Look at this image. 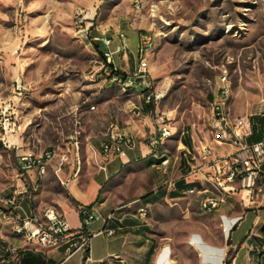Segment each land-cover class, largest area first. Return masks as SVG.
Here are the masks:
<instances>
[{
    "label": "rangeland",
    "instance_id": "1",
    "mask_svg": "<svg viewBox=\"0 0 264 264\" xmlns=\"http://www.w3.org/2000/svg\"><path fill=\"white\" fill-rule=\"evenodd\" d=\"M141 3L135 10L132 0H0V205L27 186L18 174L13 137L26 141L19 147H51L101 114L114 119L121 107L137 99L134 89L124 91L98 74L90 76L101 55L77 38V16H86L83 26L93 18L103 29L131 27L154 35L147 58L164 92L158 109L167 113L171 125H188L195 139L209 134L224 72L230 112L255 120L264 113V0ZM136 174L148 184L147 165L141 163ZM149 193L147 185L143 194ZM249 206L242 200L234 205L243 214L252 212L249 221L259 216L238 235L239 230L223 232L219 211L204 212L193 196L149 203L148 232L153 254L159 252L157 264L164 259L166 264H214L220 254L225 258L239 249L248 251L250 264L264 262V202ZM195 234L197 241L189 238Z\"/></svg>",
    "mask_w": 264,
    "mask_h": 264
},
{
    "label": "crops",
    "instance_id": "2",
    "mask_svg": "<svg viewBox=\"0 0 264 264\" xmlns=\"http://www.w3.org/2000/svg\"><path fill=\"white\" fill-rule=\"evenodd\" d=\"M104 29L106 33L113 35L112 45L117 42V31L121 30L126 34L128 50L115 54V60L121 68L130 71L136 61L131 51L137 46L139 32L144 30L135 32L131 27ZM90 33L92 35L96 32ZM80 40L93 53L100 54V50L104 49L101 41L91 43L86 39ZM100 59H97L99 64L94 70L99 68ZM97 74L103 77L101 81H108L103 74ZM140 90L134 89L137 99L121 107L114 114V119L111 120L109 115L104 117L101 114L99 120L76 128L68 135L66 141L57 139L54 146L19 147L20 144H26V141L13 137L12 140L18 145L15 151L32 149L40 153L46 148H51L54 152L43 175L38 176L36 169H32L29 172V178H25L27 186L30 181L37 182L35 200L39 209L54 206L65 216L73 229L81 226L80 206L87 207L89 211L95 209L103 213L113 211L114 217L106 223L102 220H92L86 224V229L93 233L89 245L83 250L68 254L65 245L60 247L21 245V238L12 233L8 222L0 216V264H157L159 252L153 254L152 234L148 232L147 205L161 197H189L179 192L180 189L191 185L189 180L182 178V175L188 172L183 151L184 148H194L196 143L192 138V129L188 125L182 124L178 127L172 125L173 134L166 138L162 145V150L170 159V165L166 172L158 169L159 161L149 155L150 149L147 144V137L154 131L150 117L151 105L144 101ZM103 93L108 94V91ZM111 124L119 129L133 132L136 136L134 146L125 145L117 154H104L102 142L108 138ZM61 153H66L68 159L62 164L60 170H56ZM141 163L147 165L148 184L143 183L140 175L136 174L137 167ZM172 179H176L174 186L167 184V181ZM53 182L58 185L57 189L52 187ZM147 185L150 187V193L143 194ZM45 190L48 191L46 195ZM44 197L47 199L45 200ZM20 198L21 203L27 207L24 194ZM143 200L146 203H143ZM238 200H241L240 192L231 193L227 196L226 203L216 211H219V215L225 214L229 217L241 215V219L231 231L235 234L239 230L238 235H240L251 229V224L259 216L249 221L251 211L243 214L242 209L239 211L234 209ZM263 202L264 198L252 206L258 208ZM141 205L146 206V213L139 211ZM248 208L251 209L250 206ZM103 227H112L115 231L110 235L96 233ZM189 238L196 240L199 237L195 234L190 235ZM6 241L21 245L17 254H11L5 249ZM192 250L200 259L198 248L193 245ZM209 250L221 252L218 247H210ZM245 253L248 251L240 252L239 249L230 264H250L245 259ZM223 259L220 254L213 263L222 264Z\"/></svg>",
    "mask_w": 264,
    "mask_h": 264
},
{
    "label": "built area",
    "instance_id": "3",
    "mask_svg": "<svg viewBox=\"0 0 264 264\" xmlns=\"http://www.w3.org/2000/svg\"><path fill=\"white\" fill-rule=\"evenodd\" d=\"M135 10H140L141 0H132ZM85 15L76 17V36L86 39L88 42L101 41L104 49L100 50V65L91 73L94 77L97 73L103 74L108 80L121 79L125 82L139 84L140 92L146 103L151 105V122L154 131L147 137L149 153H158V146H162L164 140L173 134L172 125L166 112L158 109V103L164 96L162 87L158 88L151 74L146 53V44L151 43L154 35L148 31H140L138 43L132 54L135 63L130 71L120 67L115 60V54L128 50L127 36L124 31H117V42L113 43V35L106 33L93 18L82 25ZM85 23V22H84ZM91 31L96 32L91 35ZM227 74L220 76L219 95L213 102L212 115L209 125V134L206 137H198L195 143L198 153H190L187 148L188 172L182 178L189 180L188 185L179 190L181 194L193 193L195 196H203L206 202L207 213L218 209L226 203L227 196L240 192L242 202L256 204L264 198V124L253 119L249 114H232L227 106V100L231 89L227 87ZM261 115H264L262 113ZM255 134H260L258 139H252ZM136 136L133 132L110 125L108 138L102 142V150L108 155V148H115V154L120 153L125 145L134 146ZM225 147H229L227 150ZM54 152L46 148L38 153L32 149L15 151V162L18 174L23 178H29V172L36 169V174L41 176ZM67 154L61 153L56 170H60L62 164L67 161ZM170 159H161L159 169L167 171ZM206 181H217L219 193H212L206 188ZM261 181V182H260ZM176 179L168 180L167 184L175 185ZM36 180L30 181L24 190H14L12 194L4 197V201H11L18 209L15 230H22L23 239L21 245H40L43 247H60L65 245L68 254L77 250H83L89 245L90 233L86 224L92 220H102L105 223L114 217L113 211L103 213L95 209L89 211L87 207L80 206L81 226L73 229L67 219L53 206L51 211L42 212L36 206L35 191ZM24 194L27 207L21 203L20 196ZM140 212L146 213V206H140ZM0 216L6 220L2 212ZM241 215L229 217L221 214L222 231L230 233L241 219ZM8 222V220H6ZM114 228L103 227L96 233L113 234ZM19 244L6 241L5 249L12 254L14 249H19Z\"/></svg>",
    "mask_w": 264,
    "mask_h": 264
},
{
    "label": "bare ground",
    "instance_id": "4",
    "mask_svg": "<svg viewBox=\"0 0 264 264\" xmlns=\"http://www.w3.org/2000/svg\"><path fill=\"white\" fill-rule=\"evenodd\" d=\"M107 1H111V0H107ZM142 8V3L140 6V9ZM155 42V37L152 38L151 43L146 44V53L152 48V46L154 45ZM111 84H115L117 85L119 88H121L122 90L126 91L128 89H136V87H139L138 83L135 82H125L122 81L121 79H112V80H108ZM228 87V85H227ZM229 89V87H228ZM144 99V98H143ZM145 101V99H144ZM146 102V101H145ZM189 150L190 153H198V146L196 145L194 148H187ZM184 157L186 158V162H187V150H184ZM108 153H115V148H108ZM149 155L155 159L158 160V164L160 163L161 159H168V155L166 154V152H164L162 150V146H158V153H149ZM154 162V161H153ZM46 171V168H45ZM206 188L210 189L212 191V193H219V184L217 183V181H206ZM184 195L187 196H193V193H184ZM200 205V208L204 211L207 212V206H206V202L205 200H203V196H195L194 197ZM197 203V202H196ZM51 211V207H47L45 209H42V212H49ZM140 211V208H139ZM215 210H210L208 211V213L214 212ZM0 212H2V214L5 215L6 220H8V222L12 223V233L18 237H20L21 239H23V232L22 230H15L16 228V220L13 219H17L18 218V209H16V207L14 206V203L11 201H4V204L0 205ZM227 234V232H225ZM18 253V249H14L12 254H17ZM166 259L162 260L161 264H166L165 263ZM168 262H170L168 260Z\"/></svg>",
    "mask_w": 264,
    "mask_h": 264
},
{
    "label": "trees",
    "instance_id": "5",
    "mask_svg": "<svg viewBox=\"0 0 264 264\" xmlns=\"http://www.w3.org/2000/svg\"><path fill=\"white\" fill-rule=\"evenodd\" d=\"M258 120L261 121V123L264 124V115L259 116V117H258ZM259 136H260V134H257V135H255L253 138H254V139H257V138H259ZM170 194H171V195H175V193H170ZM261 232L264 234V228L262 229ZM234 256H235V254H229V255H227V256L223 259V264H230L231 261L233 260Z\"/></svg>",
    "mask_w": 264,
    "mask_h": 264
}]
</instances>
